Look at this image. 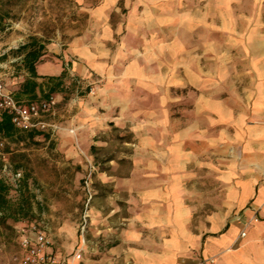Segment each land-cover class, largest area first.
<instances>
[{
    "label": "crops",
    "instance_id": "1",
    "mask_svg": "<svg viewBox=\"0 0 264 264\" xmlns=\"http://www.w3.org/2000/svg\"><path fill=\"white\" fill-rule=\"evenodd\" d=\"M74 1L86 31L42 46L37 77L26 70L34 93L6 84L41 102L76 75L93 86L82 145L127 135L104 160L87 251L96 231L115 242L112 264H264V0ZM28 52L16 58L24 69Z\"/></svg>",
    "mask_w": 264,
    "mask_h": 264
},
{
    "label": "rangeland",
    "instance_id": "2",
    "mask_svg": "<svg viewBox=\"0 0 264 264\" xmlns=\"http://www.w3.org/2000/svg\"><path fill=\"white\" fill-rule=\"evenodd\" d=\"M88 27L86 12L74 0H0V77L15 84V92H22L27 71L16 60L21 53L38 45L45 49L53 44L64 47ZM69 77L57 87L56 106L42 118L50 125L47 130L1 134L5 140L1 151L5 159L0 160V185L6 192L0 193V264H16L20 230L31 223L45 229L63 255L71 254L72 258L83 247L82 258L88 254L94 264L113 260L110 252L115 242L110 237L103 240V235L99 237L96 231H90L93 233L89 237V252L87 228L86 245H82V222L89 190L92 194L89 214L94 217L93 203L106 179L101 173L111 168L104 160L112 151H126L121 141L127 135L121 133L114 145H101V140L95 137L87 147L83 146L78 126L81 101L92 94L93 86L76 75L72 77L74 81ZM48 93L46 88L34 98L45 100ZM15 171L23 173L19 187L14 181ZM96 249L102 254L94 253Z\"/></svg>",
    "mask_w": 264,
    "mask_h": 264
},
{
    "label": "built area",
    "instance_id": "3",
    "mask_svg": "<svg viewBox=\"0 0 264 264\" xmlns=\"http://www.w3.org/2000/svg\"><path fill=\"white\" fill-rule=\"evenodd\" d=\"M93 93V89H90ZM57 104L54 97L43 100L41 102H22L18 100L13 93L9 90L6 82L0 77V122L3 120L4 115H9L13 127L22 132L45 131L50 125L42 118L48 114ZM5 147V140L0 134V160L5 159V155L1 151ZM9 169L6 167V170ZM16 187H19L23 179L21 171H15L13 174ZM88 185V182L86 183ZM92 199V194L89 190V198L86 204V210L83 216L82 233H83V246H85V232L87 231L90 214L89 204ZM259 211V210H258ZM258 212L255 213L253 218L254 222H259ZM241 237L246 236L243 231ZM84 248H80L71 260H65L58 253L55 252L54 242L48 235L47 231L37 223H31L24 226L20 230V254L15 259L16 264H76L82 259V252ZM197 264H218L217 259L214 257L201 259Z\"/></svg>",
    "mask_w": 264,
    "mask_h": 264
},
{
    "label": "trees",
    "instance_id": "4",
    "mask_svg": "<svg viewBox=\"0 0 264 264\" xmlns=\"http://www.w3.org/2000/svg\"><path fill=\"white\" fill-rule=\"evenodd\" d=\"M42 46H34L25 57L24 65L26 70L29 72L31 77H37L36 73V62L40 60V57L42 56ZM59 79V78H58ZM61 85V82L55 83L52 88H50L48 95L46 96V99H50L52 97V93H54L57 90V87ZM37 84L30 78L26 79L24 84L22 85V92L26 94H32L36 91ZM16 129L13 127L11 118L9 115H4L3 120L0 122V134L2 135H10L12 132H14ZM31 133V132H30ZM6 192L5 187L3 184L0 185V193L4 194Z\"/></svg>",
    "mask_w": 264,
    "mask_h": 264
}]
</instances>
